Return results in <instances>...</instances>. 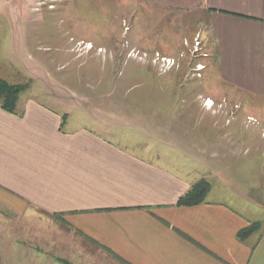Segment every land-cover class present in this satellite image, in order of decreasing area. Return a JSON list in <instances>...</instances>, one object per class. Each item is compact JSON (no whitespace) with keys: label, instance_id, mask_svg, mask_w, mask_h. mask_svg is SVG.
Segmentation results:
<instances>
[{"label":"crops","instance_id":"0c3cea01","mask_svg":"<svg viewBox=\"0 0 264 264\" xmlns=\"http://www.w3.org/2000/svg\"><path fill=\"white\" fill-rule=\"evenodd\" d=\"M146 1L205 30V89L241 110L226 126L180 74L136 63L114 82L101 70L104 88L134 109L119 130L103 113L72 124L71 111L90 119L73 107L82 104L46 93L20 99L14 113L0 107V218L57 217L122 264H264V0ZM22 65L16 73L30 78ZM12 70L0 41V79ZM199 181L209 184L204 201L176 206Z\"/></svg>","mask_w":264,"mask_h":264},{"label":"rangeland","instance_id":"374dc122","mask_svg":"<svg viewBox=\"0 0 264 264\" xmlns=\"http://www.w3.org/2000/svg\"><path fill=\"white\" fill-rule=\"evenodd\" d=\"M186 24L185 18L175 13L170 17L146 0H0V41L14 68L13 75L2 80L24 87L16 108L20 99L30 94L44 98L42 93H46L67 103L82 104L73 107L90 119L81 111H71L70 117L75 118L72 124L90 125L103 115L119 130L131 125L128 121L133 119L134 109L122 101L121 94L104 88L101 70L112 73L110 78L114 82L122 72L128 76L127 64H142L152 67L161 78L171 72L180 74V82L191 89L190 95H198L201 108L224 116L228 126L241 106L226 98L211 100L215 98L205 89L202 75L209 57L193 61L187 55L184 41L189 42L198 30H191ZM138 40L140 44H135ZM113 51H118L120 57ZM132 52H138V56L145 53L147 57L140 61L134 54L130 56ZM155 52L178 59V66L160 74L151 63ZM184 52V57L179 58ZM206 53L209 55L207 48ZM23 63L30 78L16 73ZM197 63L205 66L200 77L193 72ZM73 66L77 68L70 73L69 67ZM207 74L213 75L212 67ZM55 82L58 85L54 86ZM205 100L213 106L205 107ZM223 101L226 106L219 108ZM255 121L251 125L245 121V125H259ZM0 232V264H122L100 245L67 228L57 217L38 213L5 216L0 218Z\"/></svg>","mask_w":264,"mask_h":264},{"label":"built area","instance_id":"2783aa9c","mask_svg":"<svg viewBox=\"0 0 264 264\" xmlns=\"http://www.w3.org/2000/svg\"><path fill=\"white\" fill-rule=\"evenodd\" d=\"M58 1L61 2L63 0H58ZM49 8L52 9L53 5H50ZM204 32L205 30L200 28L189 42L184 41V47L186 49V53L193 59V61H196L199 59H207L209 57V55L206 53V46H205L204 39H203ZM88 47H90V45H88ZM131 55H133L134 58L135 57L138 58V60L140 61L147 57V54L145 53H143L142 56H138V52L137 53L132 52L130 56ZM184 55H185V52L182 53L179 56V58L184 57ZM151 56H152L151 63L154 67L157 68L160 74H164L167 71H170L173 68L178 66V59L175 60L174 58H165V57L160 56L159 53L157 52L153 53ZM204 69H205L204 65H202L201 63H197L195 64L193 72L195 76L200 77L201 76L200 74L202 73ZM204 106L210 108L211 106H213V103L209 100H205ZM225 106H226L225 101L219 104V108H222ZM237 108L238 106L235 105L234 109H237ZM231 118L233 119V113H231ZM246 122L248 125L256 123V121L251 117L246 118Z\"/></svg>","mask_w":264,"mask_h":264},{"label":"trees","instance_id":"16d2710c","mask_svg":"<svg viewBox=\"0 0 264 264\" xmlns=\"http://www.w3.org/2000/svg\"><path fill=\"white\" fill-rule=\"evenodd\" d=\"M24 91V87L11 85L0 79V107L2 110L14 113L16 110V103L20 93ZM209 190V184L205 181H199L192 185L189 190L179 198L176 203L178 207H188L202 203ZM257 227V225H256ZM255 225L248 227L238 233V239H244L249 235Z\"/></svg>","mask_w":264,"mask_h":264},{"label":"bare ground","instance_id":"6f19581e","mask_svg":"<svg viewBox=\"0 0 264 264\" xmlns=\"http://www.w3.org/2000/svg\"><path fill=\"white\" fill-rule=\"evenodd\" d=\"M90 48V47H89Z\"/></svg>","mask_w":264,"mask_h":264}]
</instances>
